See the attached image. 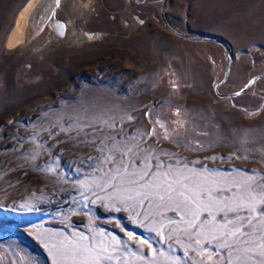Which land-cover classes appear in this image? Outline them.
<instances>
[{
	"label": "rangeland",
	"instance_id": "1",
	"mask_svg": "<svg viewBox=\"0 0 264 264\" xmlns=\"http://www.w3.org/2000/svg\"><path fill=\"white\" fill-rule=\"evenodd\" d=\"M27 1L0 0V264L223 261L203 251L220 242L197 243L198 229L222 225L164 192L180 180L230 199L264 185V79L219 97L224 49L170 32L163 0H89L76 40L9 50ZM165 12L178 31L229 44L221 94L264 73V0H170ZM57 14L66 25L77 15L61 4ZM101 141L131 148L125 163L99 162L118 156L97 151Z\"/></svg>",
	"mask_w": 264,
	"mask_h": 264
},
{
	"label": "snow or ice",
	"instance_id": "2",
	"mask_svg": "<svg viewBox=\"0 0 264 264\" xmlns=\"http://www.w3.org/2000/svg\"><path fill=\"white\" fill-rule=\"evenodd\" d=\"M100 134L104 135L105 140L111 138L103 133ZM91 143L95 144L96 141L93 140ZM96 150L101 153L106 151H116L118 153V156H102L99 162L111 163L119 158L121 163H125L123 157L131 151V148L125 152H120L115 145L104 144L101 141ZM117 171L122 174L127 170L117 169ZM133 175L135 174L133 173ZM164 175L167 176L168 173ZM176 184L180 185L179 189L173 187ZM173 192L176 193V196L183 197V201L192 204L196 209L208 212L212 220L206 218L205 224L216 222L222 225L220 228L208 229L206 234H202V229L197 231L198 244L204 240L220 242L218 245H211L209 248L203 249V251L211 252L217 257L221 253L224 254L225 259L223 261L217 260L215 264H264V223H261V221H264V207H258V205H264V185H249L242 191L238 190L237 194L229 199L214 197L211 195L210 190L205 195V189L203 188H190L180 180H172L168 183L164 195L172 198ZM164 195H161L160 199H164ZM225 200L229 202H224ZM221 212L232 213V215L216 221L217 214ZM193 214L198 215V212ZM254 221L256 222L254 223ZM189 225L195 228L196 222L189 221ZM244 245H255V247H244ZM228 249H232V251L229 252ZM233 256L236 257L235 262L232 259ZM211 258L209 256L208 260H211Z\"/></svg>",
	"mask_w": 264,
	"mask_h": 264
},
{
	"label": "bare ground",
	"instance_id": "3",
	"mask_svg": "<svg viewBox=\"0 0 264 264\" xmlns=\"http://www.w3.org/2000/svg\"><path fill=\"white\" fill-rule=\"evenodd\" d=\"M68 1L28 0L19 11L13 29L7 38V49L13 50L20 46L41 48L49 40L51 41L53 36H61L69 41L76 40L79 36L75 35L77 31L72 23L80 17L83 9L88 8L89 0L87 4L80 3L79 5L76 3L69 5ZM60 4L61 9L77 14L73 16L74 19L68 14L69 22L67 25L60 20L59 14L51 19L53 12ZM71 19L73 20L71 21ZM46 26L48 28L44 30ZM85 35L89 38L92 36L88 33Z\"/></svg>",
	"mask_w": 264,
	"mask_h": 264
},
{
	"label": "water",
	"instance_id": "4",
	"mask_svg": "<svg viewBox=\"0 0 264 264\" xmlns=\"http://www.w3.org/2000/svg\"><path fill=\"white\" fill-rule=\"evenodd\" d=\"M170 0H163V5L161 7V11H160V16H161V20L164 24V26L173 34H175L176 36L183 38L185 40H202L205 42H210V43H215L220 45L225 52V61H226V72H225V76L224 79L221 83H219L216 87H215V93L224 99H233L236 97H239L241 95H244L245 93H247L257 81H260L262 79H264V73L262 74H257L255 77H253L252 79H250L249 83L247 84V86L242 89L240 92L237 93H232V94H221L220 93V88L227 82L228 78H229V74L231 71V49L229 44H227V42H225L224 40L215 38V37H210V36H203V35H194V34H185L182 33L180 31H178L177 29H175L171 23L169 22L167 16H166V12H165V8L167 6V4L169 3Z\"/></svg>",
	"mask_w": 264,
	"mask_h": 264
}]
</instances>
